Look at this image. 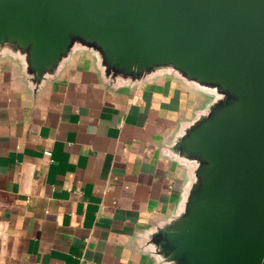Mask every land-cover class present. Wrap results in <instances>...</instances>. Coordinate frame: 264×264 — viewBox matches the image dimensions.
I'll use <instances>...</instances> for the list:
<instances>
[{
	"label": "crops",
	"instance_id": "crops-1",
	"mask_svg": "<svg viewBox=\"0 0 264 264\" xmlns=\"http://www.w3.org/2000/svg\"><path fill=\"white\" fill-rule=\"evenodd\" d=\"M220 98L172 66L110 69L81 41L36 79L1 44L0 264H176L162 229L200 166L176 142Z\"/></svg>",
	"mask_w": 264,
	"mask_h": 264
},
{
	"label": "water",
	"instance_id": "water-1",
	"mask_svg": "<svg viewBox=\"0 0 264 264\" xmlns=\"http://www.w3.org/2000/svg\"><path fill=\"white\" fill-rule=\"evenodd\" d=\"M76 41L115 71L172 66L219 88L176 142L199 180L162 235L176 264H264V0H0V45L36 79Z\"/></svg>",
	"mask_w": 264,
	"mask_h": 264
},
{
	"label": "rangeland",
	"instance_id": "rangeland-1",
	"mask_svg": "<svg viewBox=\"0 0 264 264\" xmlns=\"http://www.w3.org/2000/svg\"><path fill=\"white\" fill-rule=\"evenodd\" d=\"M214 88H218V87H215V86H213ZM219 89V88H218ZM221 93V98L218 100V101H216L214 104H216V103H218L221 99H223L224 98V95H223V93L222 92H220ZM214 104H212V106H211V108L214 106ZM211 108H210V111H211ZM209 111V112H210Z\"/></svg>",
	"mask_w": 264,
	"mask_h": 264
},
{
	"label": "built area",
	"instance_id": "built-area-1",
	"mask_svg": "<svg viewBox=\"0 0 264 264\" xmlns=\"http://www.w3.org/2000/svg\"><path fill=\"white\" fill-rule=\"evenodd\" d=\"M45 154H46L47 156H51V155H52V150H51V149H46V150H45ZM66 264H69V263H66Z\"/></svg>",
	"mask_w": 264,
	"mask_h": 264
}]
</instances>
